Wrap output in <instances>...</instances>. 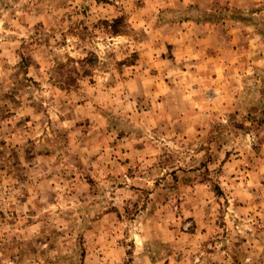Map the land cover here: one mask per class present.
Instances as JSON below:
<instances>
[{"label":"rangeland","instance_id":"rangeland-1","mask_svg":"<svg viewBox=\"0 0 264 264\" xmlns=\"http://www.w3.org/2000/svg\"><path fill=\"white\" fill-rule=\"evenodd\" d=\"M0 264H264V0H0Z\"/></svg>","mask_w":264,"mask_h":264}]
</instances>
